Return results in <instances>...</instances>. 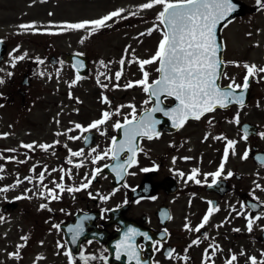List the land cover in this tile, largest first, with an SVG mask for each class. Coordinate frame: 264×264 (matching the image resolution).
<instances>
[{
	"label": "flooded vegetation",
	"instance_id": "1",
	"mask_svg": "<svg viewBox=\"0 0 264 264\" xmlns=\"http://www.w3.org/2000/svg\"><path fill=\"white\" fill-rule=\"evenodd\" d=\"M7 1L8 4H3L0 0V9L14 10L13 15L10 14L14 21L34 26L54 25L57 41L58 24L95 21L118 10L121 15L107 21L106 27L128 29L152 20L154 27L157 25L161 32L163 30L157 20L161 6L146 9L153 15L122 13L138 12L151 0ZM13 2L16 3L13 5ZM252 9L253 6H248L244 15ZM79 11L83 16L76 15ZM36 33L34 31L33 35ZM36 52L35 49L29 53L31 61L26 63L25 71L18 74V68L8 76L6 89L0 91V168L3 169L0 189H8L0 192V264H70V260L71 264H85L81 255L93 257L87 264H227L233 255L236 260L232 264H250L249 257H254L258 264L264 261V72L257 71L249 78L243 104L215 108L198 120L188 119L181 128L162 129L152 139L141 138L133 157L135 163L130 167L125 165V177L117 187L111 173L101 172L95 177L92 174L111 163L115 169L128 159L127 153H121L116 159L111 153L104 156L112 147L117 129L114 125L125 119L113 118L109 131L101 125L85 127L87 131L76 129L78 139L71 145L72 152L82 154L79 160L73 164L67 162L66 166L73 172L83 171L69 186L80 190L71 192L69 198L53 199L46 190L47 167L52 172L50 190L58 197L57 185L61 182L58 181V161L63 162V159L57 156L50 161L47 156L58 154V118L47 131L45 109L52 104L41 100L36 106L41 89L35 84L38 80L34 75L35 66H41L46 60L51 66H57V70L68 65L76 78L86 79L89 74L77 75L65 60L66 53L86 56L90 69L93 58L114 57L74 50L56 55L50 47H44L41 56L34 59ZM228 53L229 44L224 38L220 84H233L228 79L239 68L242 72L234 86H242L247 70L237 66L246 64L242 62L245 55L238 57L241 62H237L231 60ZM7 55L6 51L0 67ZM250 57L247 60L254 65L251 61L254 57ZM259 59L264 64V52H260ZM18 65L23 63L14 62L13 67ZM157 65L158 62L154 64L156 76ZM101 103L104 107V102ZM36 111L40 114L35 115ZM72 116L82 124L96 121L91 117ZM229 142H233L230 148ZM39 145L49 147L45 151ZM95 147L96 155L103 156L102 163H93L94 158L85 153ZM222 163L221 175L215 177L213 184V174ZM193 170L198 174L195 179H189ZM41 172H44L42 182ZM197 180L200 183H196ZM142 182L148 185L150 194L133 196L131 192ZM99 183L102 188L95 187ZM84 184L88 187H83ZM55 205L56 213L52 210ZM209 208L212 213L207 223L196 231ZM249 219L253 220L251 231L247 228ZM77 226L79 236L73 241ZM129 229L136 233L131 240L136 253L133 259L117 248L126 240ZM117 252H120L119 258Z\"/></svg>",
	"mask_w": 264,
	"mask_h": 264
},
{
	"label": "rangeland",
	"instance_id": "2",
	"mask_svg": "<svg viewBox=\"0 0 264 264\" xmlns=\"http://www.w3.org/2000/svg\"><path fill=\"white\" fill-rule=\"evenodd\" d=\"M241 1L249 7L253 6V9L247 15L233 21L222 31L223 36L230 44L227 56L231 60L241 62L237 58L241 57L242 54L245 56L252 55L254 59L252 58L251 61L254 65L264 67L259 59L260 52H264V8L257 4V0ZM1 2L3 4L9 3L7 0H1ZM13 11L10 8L0 9V38L7 43L8 53L6 60L0 67V79L4 81L0 84V91L6 89L7 73L14 74L18 68H20L16 72L18 74L25 71L26 63L31 61L29 53L35 49L37 52L33 57L34 59L41 56L44 47H50L56 55H60L63 51L74 50L86 53H92L93 51V56L114 57L111 59L93 58L91 71L86 79L76 78L68 65L61 66L57 70V66H51L46 60L41 66H35L34 75L38 77L35 84L41 89L39 90L41 94H39L40 98L36 106L40 104L41 100L52 104L45 109V116L48 120L46 124L47 131L50 130V126L55 125L58 118V154L51 153L47 158L50 161H54L57 156L58 159H63V162L58 161V181L61 180L59 183L63 185L64 191L58 188V199L69 198L71 193L67 191V187L70 186L72 179H76V175L83 173L81 170L73 172V169L66 166L69 161L73 164L79 160L78 156L72 155L74 153L71 147L74 142L73 138L76 136V129L83 130L92 124L79 123L72 115L91 117L98 121L97 116L102 117L104 112H108L110 118L104 124H101V127H104L106 131L112 128L113 118L123 120L128 117H136L149 104L147 93L143 91L142 86H139L137 82L144 78V72L148 74V83L155 76L152 69L153 63L145 64L142 71L139 62L149 60L154 56L162 32L157 25L154 27L152 20L138 26L131 25L128 29L105 26L94 32L90 26L82 29H67L63 27L64 25L58 24L57 41L54 25L45 24L25 30L20 25L31 24H21L14 21L10 17V14L13 15ZM122 13L154 14L153 12H147L142 7L139 8L138 12L122 11ZM76 15L83 16V13L79 11ZM150 30L151 34H149ZM34 31L37 32L36 35H33ZM237 40H239V43H236ZM21 56L24 58L22 60L18 59ZM245 56H243L244 59L241 58L243 59L242 62L252 66L247 60L251 57L249 56L246 59ZM121 60L124 61L123 64L120 63ZM14 62H22L23 65H18L15 68L13 67ZM237 67L245 68L242 65ZM117 72L121 73L118 80L116 78ZM241 72L242 69L238 68L228 80L236 82ZM129 83L133 86L128 87ZM102 101L104 107H102ZM39 114L40 112H35V115ZM49 119L52 122H49ZM76 125H80L81 128H76ZM214 126L216 127V125ZM46 137L50 138L49 132H47ZM143 147L145 148V145ZM93 149H96V147ZM93 149L85 152L89 158L102 155H96V151H93ZM102 162L103 159H99L96 160L95 164ZM51 173L49 167H47L46 190L48 192L50 190L49 176ZM85 173H88V169H85ZM61 176H63V179H61ZM95 187L102 188V184H95ZM52 210L56 213V205L52 207Z\"/></svg>",
	"mask_w": 264,
	"mask_h": 264
},
{
	"label": "snow or ice",
	"instance_id": "3",
	"mask_svg": "<svg viewBox=\"0 0 264 264\" xmlns=\"http://www.w3.org/2000/svg\"><path fill=\"white\" fill-rule=\"evenodd\" d=\"M257 4L264 8V0H257ZM154 6H161L162 8L157 16V20L163 25L162 38L159 41L154 56L149 60L140 61L139 64L143 71L145 64L158 62L159 67L157 68V72L160 74V77L149 84L147 82L148 74L144 72V78L137 83L139 86H142L143 91L150 98L155 99L156 104L139 118L134 117L133 120L125 118L124 124L117 123L114 125L117 129L123 128L125 134V139L119 145L116 144L115 138H113V146L108 148L104 153V156L112 153L114 159L118 158L122 152H130L132 153V157H134L136 153L134 141L136 138L147 137L148 139H152L156 135L155 125L158 121L152 117L153 113L162 111V96L165 98H174L176 101V106L165 111L164 114L172 120L174 127L181 128L188 119L198 120L205 112H212L217 106L224 108L229 103L243 104V95H235L236 89H247L249 78L256 74L257 71L264 72V68L257 69L254 65L249 66L245 64L244 67L247 70V74L244 77V84L242 86H234L233 82L226 89H221L217 84V79L221 74L219 71L221 61L217 56L216 29L218 25L226 21L235 11L236 6L232 3V0H174V2L173 0H151V2L145 3L141 7L142 9H152ZM120 15L121 11L118 10L95 21L66 24L63 27L67 29H82L90 26L94 32L105 27L106 22L113 17ZM20 27L27 30L34 27V25H20ZM149 34H151V30ZM23 58L21 56L18 59L22 60ZM120 63L123 64L124 61L121 60ZM7 75L11 76L12 74L7 73ZM120 75V72L116 73L117 80L120 78ZM3 82L0 79V84ZM132 86L133 84L129 83L128 87ZM102 117V119L93 122L89 128H98L99 125L104 124L110 118V114L104 112ZM76 128H81V126L76 125ZM87 130L83 129V131ZM73 139H78V137H74ZM232 145L233 142H229L228 147L230 148ZM22 147L31 149L33 145H22ZM39 147L46 151L49 146L39 145ZM81 154L82 152L72 153L73 156H80ZM227 155L228 148L225 149V160L227 159ZM132 157L117 164L114 170L118 172L126 171L125 165L130 167L135 163ZM243 158H246V155ZM99 159H103V156H96L93 163ZM76 167H80V165H76ZM222 170L223 163L221 164V168L213 174V184L216 183L215 177H219ZM0 171H3V169L0 168ZM143 171L147 172L150 170L143 169ZM97 172H99V169L93 172V177H95ZM197 174V170H193L189 179H195ZM39 179L41 182L43 181L44 172L39 174ZM61 179H63V176H61ZM196 183H200V181L197 180ZM57 187L61 191H64L62 184H58ZM83 187H88V184H84ZM7 190V188H3L0 189V192ZM79 190V188L71 187L67 189L70 193ZM48 195L52 196L53 199L58 198L51 190H49ZM20 198L18 197L17 199ZM41 207L45 206L42 205ZM211 213L212 209L209 208L208 214L203 217V222L196 231L204 227ZM256 219H259V217H256ZM252 224L253 220L249 219L247 225L249 231L252 230ZM79 231V226H77L72 237L73 241L79 236ZM235 231L239 230L236 229ZM134 235L136 233L132 229H129L126 234V240L117 245L118 249L124 250L129 256V259H133L136 256L133 244L131 243ZM241 254L243 255V253ZM119 255L120 252H117V258H119ZM81 259L87 264V261L93 259V257H84L81 255ZM234 260H236V257L233 255L227 261V264H232ZM249 261L250 264H258L254 257H249ZM259 264H264V261H260Z\"/></svg>",
	"mask_w": 264,
	"mask_h": 264
},
{
	"label": "water",
	"instance_id": "4",
	"mask_svg": "<svg viewBox=\"0 0 264 264\" xmlns=\"http://www.w3.org/2000/svg\"><path fill=\"white\" fill-rule=\"evenodd\" d=\"M232 3L236 6L235 7V11L228 17V19L226 21H224L221 25H218L217 26V29H216V43H217V46H218V50H217V56H218V59L221 61V64H220V67H219V71L221 73L222 71V67H223V64H222V51H223V41H222V38H221V35H220V32H221V28L226 24L228 23L230 20H232L234 17L236 16H242L244 14V9H245V5L239 1V0H232ZM5 44L3 43V41L0 40V60L3 58V55L5 53ZM65 60H68L71 64V66L75 69V71L83 76L87 73L88 71V60L86 57L82 56V55H79V54H76V53H66L65 55ZM221 75V74H220ZM159 77H160V74H159ZM159 79V78H158ZM219 80H220V76L219 78L217 79V84L218 86L220 87L219 85ZM221 89H226V87H220ZM241 91H236L235 92V95H240ZM165 98V97H161V100ZM170 99L173 100V103L170 104V105H163L161 104V108H162V111L160 112H156V113H153V119L158 121V123L155 125V133L159 130V126H163L164 128L166 129H171V128H175L173 126V123H172V120L169 119L168 116H166L164 114L165 111H168L170 110L171 108L175 107L176 106V101L174 100V98H171V97H168ZM152 101H153V105L150 109H152L155 104H156V101L154 98H150ZM233 103H229L227 105V107H229L230 105H232ZM218 107V106H217ZM227 107H224V108H227ZM221 108V107H220ZM149 109V110H150ZM149 110H146L144 112L141 113V115ZM160 114L162 116L161 119H156V115ZM140 115V116H141ZM119 136L117 137L116 139V144H117V141H120L121 139H125V134H124V131H123V128H121V130L119 131ZM140 138V137H137L136 140ZM136 140L134 141V143L136 142ZM143 186H139L136 190H134L133 192L136 193V192H140V189L142 188Z\"/></svg>",
	"mask_w": 264,
	"mask_h": 264
}]
</instances>
